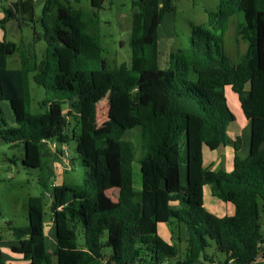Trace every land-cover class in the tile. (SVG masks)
I'll list each match as a JSON object with an SVG mask.
<instances>
[{"label":"trees","instance_id":"trees-1","mask_svg":"<svg viewBox=\"0 0 264 264\" xmlns=\"http://www.w3.org/2000/svg\"><path fill=\"white\" fill-rule=\"evenodd\" d=\"M104 0H45L29 44L0 41V102L10 105L14 127L0 120V141L22 146V164L41 168L43 141L66 151L72 125L76 151L87 169L81 185L51 190L52 251L46 247L41 197L29 198L27 225H9L11 252L29 264H264V0H218L207 27H193L187 49L160 67L157 31L174 0H131L130 64L110 69L101 57L100 17ZM6 9L1 23L28 15L33 0ZM235 17L237 62L223 52V35ZM45 44L38 56L37 43ZM18 55L19 66L7 59ZM108 86L109 128L97 129L96 75ZM195 80L191 79V75ZM44 91V112L31 115L29 83ZM238 99L250 124L248 155L227 128L235 116L225 90ZM68 106V109L65 110ZM65 107V109H64ZM141 189L133 188L135 145ZM57 145V146H58ZM231 146L230 172L203 167L202 150ZM56 147V146H55ZM59 147V146H58ZM185 167L184 182L180 168ZM116 185L114 199L108 193ZM234 208L221 218L203 210V189ZM181 223L184 256L157 236L159 224ZM214 241L224 260L206 250ZM0 264H4L0 258Z\"/></svg>","mask_w":264,"mask_h":264},{"label":"rangeland","instance_id":"rangeland-1","mask_svg":"<svg viewBox=\"0 0 264 264\" xmlns=\"http://www.w3.org/2000/svg\"><path fill=\"white\" fill-rule=\"evenodd\" d=\"M103 3L104 5L99 13L101 21V57L107 62L110 69L119 67L122 63L128 66L131 59V50L129 47L130 28L124 29L119 26V15L127 16V14L130 13V3L127 2V0L122 3L115 2L110 6L109 0H104ZM173 3V11L164 13L162 23L159 27V30H161L162 26L166 32V37H171L167 42L161 43L159 47L161 68L168 67L170 54L180 49L188 48L192 28H206L208 13L216 12L218 7V0H174ZM89 4L90 0H83L82 2V6H89ZM13 5L12 3V5L8 6V9L14 11ZM43 5L42 2L38 3L35 9L28 14L25 21H23L24 16L20 14L17 16V19H11L2 25L1 20L4 16L1 14L0 41L3 40L5 36L7 41L16 44H29L32 40L34 31L37 32L41 29L37 20L41 16ZM235 23L236 18H230L227 31L223 35V52L231 65L237 62ZM159 38L161 37L159 36ZM164 47L168 49L167 54H165L163 50ZM17 59L18 55H13L7 59L8 69H15L19 66ZM15 60H17V62H15ZM191 79L195 80L193 74L191 75ZM95 80L97 94V129L102 131L109 128V106L107 102L108 86L105 77L101 74L96 75ZM29 91L30 114L36 115L44 112V108L41 107V101L44 97L43 89L30 81ZM225 96L227 99V106L233 116H235L236 121H242L243 114L241 113L237 96L230 89L225 90ZM2 113L1 116L3 120L9 126L10 121L6 117L5 111L3 110ZM230 128L231 126H229V129ZM67 135L69 140L63 145V148L66 149L68 153V162L63 161L60 154L53 150L52 153L54 155L50 158H47L46 154H42L43 158L45 160L47 159L49 162V166L44 163L41 168L37 169L24 167L22 164V151L11 147L10 144L0 141V252L2 254H8L10 252L7 247L10 245V242L13 241L8 226L24 227L27 224V204L29 198H42L43 225L44 228H46L51 220V198L49 196L53 185H81L83 183L87 169L83 166L76 151L77 143L72 139V125L67 131ZM227 135L232 140L229 131ZM131 137L136 151V157L132 164L133 187L135 190H139V188H135L134 185L135 178L138 179L139 177L140 181L138 163V159L141 156L139 132L136 130L132 131ZM45 144H47L46 141L41 144V147ZM58 146L59 149L61 145ZM52 148L55 149L54 147ZM53 157L55 162H53ZM113 192L110 191L108 194L113 195ZM225 205L228 206V215L225 214ZM203 210L217 218L234 215L233 206L214 198L211 195L210 186H206L203 189ZM173 223L174 224L171 226L166 224L159 225L157 228V236L165 244L175 245L178 257L182 258L187 247L185 240L187 233L183 224L177 222ZM206 252L214 256L215 260L218 261H222L225 258L224 254L216 250L214 241H209V247Z\"/></svg>","mask_w":264,"mask_h":264},{"label":"crops","instance_id":"crops-1","mask_svg":"<svg viewBox=\"0 0 264 264\" xmlns=\"http://www.w3.org/2000/svg\"><path fill=\"white\" fill-rule=\"evenodd\" d=\"M18 1L19 0H17V2ZM22 1H24V0H22ZM44 1L45 0H33L34 9H35L36 5H38V3L42 2L44 4ZM82 2H83V0H80V3L75 5V7L89 8V6H82ZM109 2H110L109 3V6H110V5L114 4L115 2H118V3L121 2L122 3V2H125V0H111V1L109 0ZM127 2L131 3V0H127ZM12 3L15 4L14 0H3V1H1L0 2V15L2 14V16H4L5 10L8 9V6L12 5ZM103 5H104V3L102 4V7H103ZM128 14H130V13H128ZM128 14H127V16H124V15L120 16L119 15V24H120L119 26L121 28L129 29L131 27V17ZM23 16L25 17V18L23 17V19H24L23 21H25V19H26V17H28V15L26 14ZM14 19H17V18H14ZM39 19H40V17L38 18L37 22L39 21ZM29 21H32V20H29ZM1 28H3V27H1ZM159 36L161 38H159ZM157 38H158V50H159L160 44L167 42L168 40H170L171 37L170 38L166 37V32L164 31V29L161 26V30H159V28H158ZM4 39L6 40L5 36H4ZM163 50H164L165 54H167V50H168L167 47H164ZM35 51L37 52L39 57L42 56L45 53V44L42 42L37 43L35 46ZM17 60L19 62V58ZM17 60H15V62H17ZM67 109H68V106L65 110H67ZM3 110L5 111L6 117L10 121L9 126L7 125V123H5V121L3 120V117L1 116L3 114L2 113ZM9 111L11 112L10 105L7 102H0V120L2 119L7 127H14L12 112L10 113ZM242 118H243V116H242ZM229 126H231V128L229 129V127H228L227 132L229 131L230 137L232 138V140L235 139L236 137L241 138V148L237 152V155L241 159H244L248 155V151H249L250 124L244 118L242 119V121H236V118H235V121L232 124H230ZM136 131H138V130H136ZM245 138H246V141H245ZM55 145H54V143L47 142V144H45L41 147V152H42L41 154H43V153L46 154L47 158L52 157L54 155L52 153V151L58 150V146L56 145V147H55ZM52 147H54L55 149H53ZM17 149L20 151L23 150L22 146L17 147ZM233 156H234V151H233V148L231 146H221L214 151H210L204 147L202 150V164H203L204 168H207L209 170H213V171L221 170V171H225V172H230L232 170V167H233V163H232L233 162ZM135 157H136V155H135ZM42 158H43V156H42ZM53 159H54V157H53ZM53 162H55V159ZM44 163H46L49 166V164H48L49 162L47 161V159L45 160L43 158V164ZM50 168H52V167H50ZM139 173H140V169H139ZM180 175H181V178H180L181 182H184V178H185V167L184 166H181V168H180ZM134 181H135V183H134L135 188H139V190H140L141 189V176H140V181H139V177H138V179L135 178ZM55 186H57V185H55ZM53 188H54V185H53ZM114 188L110 190L111 192L114 191L113 195L108 194V196L112 199H114L117 195L116 185ZM139 190H135V191H139ZM224 208L226 211L225 214L228 215V206L225 205ZM229 211H230V208H229ZM159 225H163V224H159ZM166 225H168V224H166ZM44 231H45V236H46V247L49 251H52V249L54 248V245H55V233H54V227H53L51 220H50V224L47 225L46 228H44ZM186 239H187V237L185 238V240ZM13 245H15L14 239H13V241L10 242V245L7 247L10 250V252L8 254H2L0 252V258H1V260H3V263L5 262L4 264H29V262L24 261L19 255L11 252L10 248ZM177 259H179L178 255L173 260H171V262L172 261L174 262Z\"/></svg>","mask_w":264,"mask_h":264},{"label":"built area","instance_id":"built-area-1","mask_svg":"<svg viewBox=\"0 0 264 264\" xmlns=\"http://www.w3.org/2000/svg\"><path fill=\"white\" fill-rule=\"evenodd\" d=\"M3 1V0H0V2ZM15 3H17V0H14ZM60 157L61 159H63V161H67L68 162V153L67 151H64L60 154ZM264 257H262V255H259L256 259H255V263H259L261 261H264L263 259ZM263 259V260H262ZM225 264H233L232 261H228L227 263Z\"/></svg>","mask_w":264,"mask_h":264}]
</instances>
